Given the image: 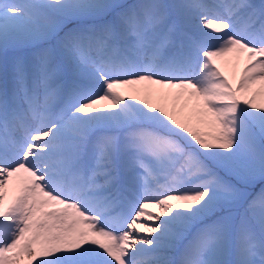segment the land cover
Returning <instances> with one entry per match:
<instances>
[{
	"label": "snow or ice",
	"instance_id": "6c2138e0",
	"mask_svg": "<svg viewBox=\"0 0 264 264\" xmlns=\"http://www.w3.org/2000/svg\"><path fill=\"white\" fill-rule=\"evenodd\" d=\"M0 264H264V0H0Z\"/></svg>",
	"mask_w": 264,
	"mask_h": 264
}]
</instances>
